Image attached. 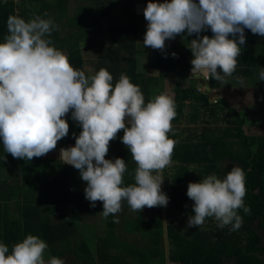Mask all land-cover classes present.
I'll list each match as a JSON object with an SVG mask.
<instances>
[{"label": "trees", "instance_id": "16d2710c", "mask_svg": "<svg viewBox=\"0 0 264 264\" xmlns=\"http://www.w3.org/2000/svg\"><path fill=\"white\" fill-rule=\"evenodd\" d=\"M71 1L0 0V43L8 34L9 16L26 22L39 16L59 26L45 37L52 41L50 46L66 54L71 65L88 77L103 68L113 76L115 86L121 74L127 75L140 87L145 104L164 94L160 86L165 79L173 80L177 116L172 121L174 134L169 133V138L177 144L172 163L163 170L169 198L166 221L160 207L149 219L142 214L148 211L147 207L135 218L127 219L124 230L141 232L146 238L139 245L123 241L118 223L113 222L116 214L106 218L105 234L95 235L85 224L96 218L103 203L97 201L93 208L85 198L87 182L80 178L79 170L46 155L32 160L16 159L5 151L0 138V243L9 247L10 254L12 247L28 235L37 236L48 244L45 261L57 257L65 264H264V135H250L246 118L227 99L213 101L205 90L189 84L194 58L190 41L197 37L177 36L168 40L172 44L164 51L148 55L147 68L158 71V75H150L138 67L139 24L133 0H120L121 10L116 16L112 14L116 0H75L76 8L70 13ZM104 32L108 38L100 43ZM204 35L211 38L213 33L209 29L200 33L201 37ZM245 37L230 79H252L264 93V81L259 79L264 70V37L248 29ZM84 49L97 51L92 75L85 68ZM208 82L211 91L221 88L214 79ZM64 119L69 133L59 145H75L74 137L82 132V126L72 119L71 111ZM123 135L121 130L113 145L122 148L115 159L126 162V187L135 183L137 164L122 143ZM234 166L244 170V201L251 209L250 214L238 210L242 227L234 231L231 225L221 228L214 217H208L202 227L189 228V216L194 215V201L187 196L189 183H199L212 174L223 179ZM91 236L97 242L90 240ZM164 237L170 246L168 255Z\"/></svg>", "mask_w": 264, "mask_h": 264}, {"label": "clouds", "instance_id": "9594fccd", "mask_svg": "<svg viewBox=\"0 0 264 264\" xmlns=\"http://www.w3.org/2000/svg\"><path fill=\"white\" fill-rule=\"evenodd\" d=\"M143 14L148 22L145 48L164 51L167 40L195 35L189 47L194 57L192 76L222 84L236 71L245 29L264 37V0H165L147 3ZM58 28L39 16L27 22L8 17V34L0 43V138L5 151L16 159L45 156L68 136L64 117L71 111L82 132L74 137V147L60 150V159L79 170L87 182L85 198L91 206L102 202L100 214L105 218L119 213L123 201L137 213L145 207H166L169 198L161 190L162 171L172 163L177 144L169 138L177 116L174 100L161 94L145 104L140 87L127 75L121 74L113 86V76L103 68L86 76L45 38ZM209 29L211 38L200 36ZM259 79L264 81V70ZM121 130L122 143L137 164L135 183L126 187L125 160L105 158ZM187 196L194 201L189 228L202 227L206 218L214 217L221 228L231 225L234 231L243 224L238 210L251 213L245 206V173L239 166L223 179L212 174L189 183ZM47 249L48 244L33 235L15 244L10 254L9 247L0 243V264H46ZM47 264L65 262L52 257Z\"/></svg>", "mask_w": 264, "mask_h": 264}, {"label": "rangeland", "instance_id": "374dc122", "mask_svg": "<svg viewBox=\"0 0 264 264\" xmlns=\"http://www.w3.org/2000/svg\"><path fill=\"white\" fill-rule=\"evenodd\" d=\"M50 1H55V0H50ZM147 3H149V0H133V12L136 15L137 23L139 24V36H138V53H139V71L142 72H147L150 75H158L157 70L153 69H148L146 60L148 55L150 54H155L157 50L152 49L150 47L145 48L143 45V40L144 36L147 31V24L148 22L146 21L144 17V9L147 6ZM76 8V1L73 0L71 1V6H70V13L74 11ZM121 10V2L120 0H116L113 7H112V14L113 15H118ZM108 33L104 32V35L102 34L99 42L105 38H108ZM172 44L170 41L165 42V48L170 47L169 45ZM101 47V44L97 46V49ZM86 48V47H85ZM96 50H86L84 49V58L86 59V65L85 68L87 72L92 75L94 73V68H95V61H96ZM223 73L221 72V75ZM192 71L189 77V84L197 86L199 89L202 91L205 90L204 85H203V80L202 77L198 79L196 76H192ZM226 83H221V88L219 90H213L208 93L209 97L211 100H218L220 98H225L227 99L232 106H234L236 109H238L242 115L246 118V129L250 135H264V93H263V88L259 87L258 85L255 84V82L252 79H230V77H226ZM173 80L171 79H165L162 84H161V89L164 94L172 97L174 99V91H173V86H172ZM187 111H190V109ZM186 125V123H183ZM70 147L63 148L62 146H59L57 144V148L54 149L53 151L49 152L46 154L47 158L52 157V158H58L60 157V150L61 149H68ZM121 147H115L113 145V141L110 142V147H109V153L105 157L108 160H112L113 162L115 161L116 157V152L121 151ZM55 155V156H54ZM162 179L164 180L163 177V171H162ZM161 190L163 193H165V188H164V181L161 185ZM98 203H101L98 201ZM161 208V213L163 215L164 221H166V207L164 206H157L153 207V209H147L142 213L144 214L145 219H149L152 213H155L154 211L157 208ZM104 209H102L99 205L98 207V215L96 218L93 220H89L86 222V226L90 227L88 229H91L95 231V235L97 234L98 236H103L106 231V218L102 216L100 213L103 212ZM140 212H133L131 208L128 207L127 201L122 202V210L116 214L117 218L119 219L118 223V232L121 235V238L123 241H128L131 243H134L136 245L142 244L146 240V238L143 236L141 232H133L129 233L124 230V223L127 221V219H132L135 218L137 215H139ZM161 215V216H162ZM164 245L166 249V254H169V243H168V238L164 237ZM90 240L97 242V238L95 236H91ZM94 251H96V244L94 246ZM47 264V261H46Z\"/></svg>", "mask_w": 264, "mask_h": 264}, {"label": "water", "instance_id": "95a60500", "mask_svg": "<svg viewBox=\"0 0 264 264\" xmlns=\"http://www.w3.org/2000/svg\"><path fill=\"white\" fill-rule=\"evenodd\" d=\"M202 80H203V85H204L205 91H206L207 93H210L211 88H210V86H209V82H208V80H205L203 77H202ZM205 86H206V87H205Z\"/></svg>", "mask_w": 264, "mask_h": 264}, {"label": "crops", "instance_id": "0c3cea01", "mask_svg": "<svg viewBox=\"0 0 264 264\" xmlns=\"http://www.w3.org/2000/svg\"><path fill=\"white\" fill-rule=\"evenodd\" d=\"M58 145H59V142H58ZM60 146V145H59ZM75 145H66V146H62L63 148H66V147H74ZM55 156V155H54ZM60 158V157H58ZM63 160V159H62Z\"/></svg>", "mask_w": 264, "mask_h": 264}, {"label": "built area", "instance_id": "2783aa9c", "mask_svg": "<svg viewBox=\"0 0 264 264\" xmlns=\"http://www.w3.org/2000/svg\"><path fill=\"white\" fill-rule=\"evenodd\" d=\"M66 55V54H65ZM67 56V55H66Z\"/></svg>", "mask_w": 264, "mask_h": 264}]
</instances>
